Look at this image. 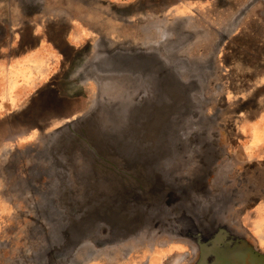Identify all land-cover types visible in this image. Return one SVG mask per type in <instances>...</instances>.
<instances>
[{"label": "rangeland", "instance_id": "374dc122", "mask_svg": "<svg viewBox=\"0 0 264 264\" xmlns=\"http://www.w3.org/2000/svg\"><path fill=\"white\" fill-rule=\"evenodd\" d=\"M39 41L51 73L0 116V264H264V0H0V49ZM101 68L196 83L151 193L110 136L156 135L127 132L156 85Z\"/></svg>", "mask_w": 264, "mask_h": 264}, {"label": "water", "instance_id": "95a60500", "mask_svg": "<svg viewBox=\"0 0 264 264\" xmlns=\"http://www.w3.org/2000/svg\"><path fill=\"white\" fill-rule=\"evenodd\" d=\"M103 72H108V74L113 75H121L125 73L127 75H135L139 77H145L150 79L151 87L156 85V92H154V99L150 98L145 103H143L140 109L137 111L141 113L142 117L139 120H130L140 122V124L135 125V129L130 132L131 135L136 134L134 131L141 132V135H145L149 130L155 132V136L152 138H148V143L144 144L141 141V136L136 135L137 140H133V137L130 138H122L118 140L110 136L111 144L113 147H122L124 149V153L127 154V164L124 165L123 161L117 157L120 163H122L123 170L127 171L131 175H133V180L135 183V188H139L141 185L146 184L145 192H152L158 188L156 185H163V181L161 178V173H165V161L171 155L172 150L174 149V142L168 144L164 150V158L163 160L158 159V153L154 152L150 144L155 143V139L157 134L164 129L166 125L170 124L174 118L185 115L190 107V89L196 88V83L193 80L188 82H181L178 80H173L172 78L162 77L161 83L159 85V81H156L155 76L150 74H146L147 72L140 71L137 72L136 69L131 70H122V68H101ZM101 72V71H100ZM173 80V81H172ZM158 100H166L165 102H156ZM112 110V114L114 111L113 107H110ZM97 110H100V107H97ZM93 114H89V116L85 117L86 128L93 129L94 131L98 128L96 123L90 122L93 120ZM198 123L202 120L199 116L197 117ZM88 122V123H87ZM91 125V126H90ZM90 126V128H88ZM85 128V129H86ZM146 130V131H145ZM176 131V130H175ZM175 131L173 133V137L175 138ZM126 133V131H125ZM146 136V135H145ZM197 137V136H196ZM197 139V138H196ZM146 147L150 148L147 150ZM139 158L140 162L130 163L131 160L135 158ZM153 168H156L161 173L159 174ZM150 173V175H149ZM132 183V182H131ZM142 183V184H141ZM155 185V187H152ZM142 187V186H141ZM144 187V186H143ZM172 192V191H171Z\"/></svg>", "mask_w": 264, "mask_h": 264}, {"label": "crops", "instance_id": "0c3cea01", "mask_svg": "<svg viewBox=\"0 0 264 264\" xmlns=\"http://www.w3.org/2000/svg\"><path fill=\"white\" fill-rule=\"evenodd\" d=\"M7 49V48H6ZM51 54L40 45V41L36 49L28 52V54L13 53L10 54V50L8 49V53L5 52V48L0 49V116H8L12 112L16 111V107L23 103L24 97L29 92H34L40 85V79L42 74L51 73L52 68H50ZM19 72L23 73L19 75ZM117 78V79H115ZM112 81V85L121 81V76L115 77ZM147 78L141 77L140 80H146ZM264 123V116L258 117ZM256 127L262 128L260 123L255 124ZM10 129L16 131L14 135L20 137H34L35 132L39 131V129L32 128L27 131H23L22 133L18 132V129H15L14 126L10 125ZM249 130L247 126L244 129L240 130V133L246 134ZM22 131V130H21ZM248 133V132H247ZM251 151V152H250ZM259 153V150H249V152H245L244 162L249 163L254 160L251 159L250 154ZM250 153V154H249ZM247 158V159H246ZM253 158V157H252ZM260 160L256 161L258 165L261 166ZM264 226V224H263ZM247 227H250L247 225ZM249 230V234L253 232L252 229ZM264 232V227L262 229H258L256 235L252 236L254 238L256 246L262 247L264 246V236L262 235ZM262 238V240H260ZM262 243V244H261Z\"/></svg>", "mask_w": 264, "mask_h": 264}, {"label": "bare ground", "instance_id": "6f19581e", "mask_svg": "<svg viewBox=\"0 0 264 264\" xmlns=\"http://www.w3.org/2000/svg\"><path fill=\"white\" fill-rule=\"evenodd\" d=\"M155 262H156V258H155V260H154Z\"/></svg>", "mask_w": 264, "mask_h": 264}]
</instances>
